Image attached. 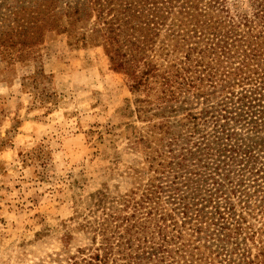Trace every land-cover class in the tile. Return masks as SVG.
I'll return each mask as SVG.
<instances>
[{
    "label": "trees",
    "instance_id": "trees-1",
    "mask_svg": "<svg viewBox=\"0 0 264 264\" xmlns=\"http://www.w3.org/2000/svg\"><path fill=\"white\" fill-rule=\"evenodd\" d=\"M52 31L102 46L146 124V181L88 197L66 263L264 264V0H0L1 54Z\"/></svg>",
    "mask_w": 264,
    "mask_h": 264
},
{
    "label": "rangeland",
    "instance_id": "rangeland-1",
    "mask_svg": "<svg viewBox=\"0 0 264 264\" xmlns=\"http://www.w3.org/2000/svg\"><path fill=\"white\" fill-rule=\"evenodd\" d=\"M133 101L102 46L52 31L28 58L0 53V264H67L90 246L88 197L146 181Z\"/></svg>",
    "mask_w": 264,
    "mask_h": 264
}]
</instances>
